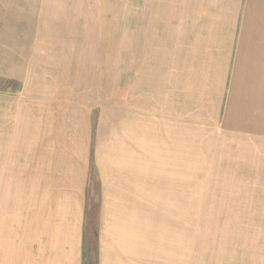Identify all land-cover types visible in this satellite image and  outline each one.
<instances>
[{"label":"rangeland","instance_id":"rangeland-1","mask_svg":"<svg viewBox=\"0 0 264 264\" xmlns=\"http://www.w3.org/2000/svg\"><path fill=\"white\" fill-rule=\"evenodd\" d=\"M137 3L0 0V89H27L30 95L62 101L64 121L72 118L82 138L85 128L90 132L93 151L110 141L114 155H123L121 121L131 99L139 98L144 113L145 133L138 146L146 168L144 191L129 193V201L117 203L135 210L138 204V221L130 218L129 210L125 230L117 233L110 225L114 214L105 204L100 217L106 194L91 165L80 264H99V247L104 253L105 243L110 260L115 243L122 257L125 246H135L128 250L134 264H264V130L194 128L192 145L158 139V132L167 131L163 117L179 123L172 116L182 114L168 113L167 98L154 97L144 81L137 84L135 57L127 64L125 53L134 51L131 43L136 42ZM153 117L159 121L153 124ZM187 135L178 137L188 142ZM173 155L175 162L169 160ZM24 181L0 177V264L23 260L26 233L37 229L25 221ZM16 192L19 217L16 209L10 215ZM177 250L181 255L174 257Z\"/></svg>","mask_w":264,"mask_h":264},{"label":"crops","instance_id":"crops-1","mask_svg":"<svg viewBox=\"0 0 264 264\" xmlns=\"http://www.w3.org/2000/svg\"><path fill=\"white\" fill-rule=\"evenodd\" d=\"M131 45L134 51L125 54L127 64L129 57L136 59L137 84L144 81L154 97L167 98L168 113L182 114L172 116L179 123L163 117L167 131L157 134L165 144L192 145L194 128L264 130V0H138ZM131 100L121 121L120 156L111 152L110 141L93 151L90 132L85 128L82 138L72 118L64 121L62 101L30 95L27 89H0V177L25 178V221L28 228L40 227L39 232L28 229L23 260L17 264H80L91 165L106 194L100 217L105 204L118 233L124 231L129 210L138 218V204L136 210L117 204L145 185L138 147L145 117L139 98ZM158 119L153 117V124ZM179 133L188 134L189 141ZM18 198L16 192L10 213L16 209L17 217ZM118 246L110 260L107 243L104 253L101 244L99 264H134Z\"/></svg>","mask_w":264,"mask_h":264},{"label":"bare ground","instance_id":"bare-ground-1","mask_svg":"<svg viewBox=\"0 0 264 264\" xmlns=\"http://www.w3.org/2000/svg\"><path fill=\"white\" fill-rule=\"evenodd\" d=\"M183 165V164H182ZM144 167V166H143ZM147 167H148V165H147ZM183 167V166H182ZM145 170V169H144ZM185 170H186V168H185ZM185 170H183V171H185ZM196 179V178H195ZM188 181V180H187ZM198 181V180H197ZM193 183V182H192ZM195 185V184H194ZM193 185V186H194ZM195 188V187H194ZM195 202V201H194ZM193 203V202H192ZM168 205V204H167ZM176 205V204H175ZM188 205H189V203H188ZM143 206V205H142ZM177 208V207H176ZM138 209V208H137ZM141 209V208H140ZM140 209H138V210H140ZM165 209H166V207H165ZM188 209V208H187ZM142 210V209H141ZM159 210H161V209H159ZM146 211V210H145ZM179 212H180V210H178ZM178 211H176V212H178ZM141 212H143V211H141ZM147 212V211H146ZM175 212V211H174ZM139 213H140V211H139ZM149 213V212H148ZM189 213V212H188ZM128 214V213H127ZM134 214H135V212H134ZM169 214V213H168ZM172 215V214H171ZM130 216V215H129ZM172 217V216H171ZM182 217V216H181ZM120 218V217H119ZM134 219H135V217H133ZM144 219V218H143ZM178 219V218H177ZM187 219V218H186ZM133 220V219H132ZM145 220V219H144ZM191 220V219H190ZM123 221V220H122ZM136 221H138V218L136 219ZM140 221H143V220H140ZM186 221V220H185ZM146 222V221H145ZM157 222V221H156ZM184 222V221H183ZM126 223V222H125ZM135 223V222H134ZM129 224H131V222L129 223ZM141 224H139V226H140ZM143 225V224H142ZM142 225H141V228H142ZM153 225H155V224H153ZM158 226H159V223L157 224ZM191 225V224H190ZM132 226V225H131ZM133 226H135V225H133ZM161 226H164V224H162ZM138 227V226H137ZM184 227V226H183ZM191 227V226H190ZM124 228V227H123ZM129 228V227H128ZM154 228V227H153ZM152 228V229H153ZM160 228V227H159ZM161 228H163V227H161ZM116 229V228H115ZM139 229H140V227H139ZM188 229H189V226H188ZM125 230V229H124ZM129 230V229H128ZM133 230V229H132ZM186 230V229H185ZM142 231V233H143V230H141ZM167 231V230H166ZM120 232V231H119ZM130 232H132L131 230H130ZM153 232V231H152ZM163 232H164V230H163ZM118 233V232H117ZM136 233V232H135ZM157 233H160L159 231L157 232ZM171 234V233H170ZM154 235H156V232H155V234ZM161 235V234H160ZM159 234H158V236H160ZM131 236H134V233H133V235H131ZM141 236V235H140ZM188 236V235H187ZM121 237H124L123 235H121ZM136 237H137V235H136ZM138 237H139V235H138ZM130 238V237H129ZM132 238V237H131ZM140 238V237H139ZM184 238V237H183ZM131 240V239H130ZM129 240V241H130ZM135 241V240H134ZM131 242V241H130ZM139 242V241H138ZM180 242H182V241H180ZM126 243V242H125ZM133 244V243H132ZM139 244V243H138ZM143 244V243H142ZM146 244L147 243H145L144 244V252H143V254H144V256L146 255V260L148 259V257H149V249H148V247L146 246ZM148 245V244H147ZM152 245H153V243H152ZM151 245V246H152ZM177 246L178 245H176V249H177ZM133 247H135V246H133ZM133 247H131L130 245H128V246H125V249H126V253H127V255L129 256V252H128V250L130 249V251H131V249H133ZM151 249H152V247H151ZM178 249H180L179 248V246H178ZM110 250V249H109ZM137 250V249H136ZM182 251H183V249H182ZM112 252H114V251H112ZM184 252V251H183ZM138 253H139V251H138ZM177 253L178 254H176V255H174V254H171L172 256L174 255V257L175 256H177V255H181L180 254V250H177ZM142 254V253H141ZM141 254H140V256H141ZM184 254V253H183ZM111 255V254H110ZM131 255V254H130ZM136 255V254H135ZM169 255H170V253H169ZM107 256V255H106ZM133 256H134V254H133ZM139 256V255H138ZM109 257V256H108ZM131 259H135V258H132V256H129ZM182 257H183V255H182ZM141 258V257H140ZM173 258V257H172ZM178 258V257H177ZM116 259V258H115ZM139 259V258H138ZM143 259V258H142ZM130 260V259H129ZM142 262V261H141ZM144 262V261H143ZM145 264H147L146 262H145Z\"/></svg>","mask_w":264,"mask_h":264}]
</instances>
